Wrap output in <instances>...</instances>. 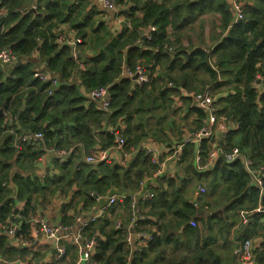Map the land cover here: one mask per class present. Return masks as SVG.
I'll list each match as a JSON object with an SVG mask.
<instances>
[{
	"label": "trees",
	"instance_id": "1",
	"mask_svg": "<svg viewBox=\"0 0 264 264\" xmlns=\"http://www.w3.org/2000/svg\"><path fill=\"white\" fill-rule=\"evenodd\" d=\"M26 1L0 0V6L8 9L7 15L2 18L6 27L0 32V49L10 47L17 55H23L39 47L48 62V68L60 72L62 77L59 86L49 94L46 91L47 84L34 77L32 62L20 63L12 71H6L0 64V108L6 111V115H0V218L4 221L10 218L18 219L14 216L9 195L12 189L4 186L3 180L9 176L15 165L26 172L25 167L29 168L43 151L38 145L40 143L27 141L17 154L14 146L17 134L42 131L48 144L62 146L68 141L66 136L63 137V133L70 120L74 122L69 128L70 134L75 135L76 131L87 133L90 132L89 123L92 121L90 115L99 117L103 114L101 111L98 113V110L89 112L92 109L85 108V98L80 95L77 86L70 83L77 60L68 45L59 46L55 42L53 27L57 22L64 20L63 11L70 5L69 0H57L58 5L48 4L46 16H38L35 19L32 14L20 11ZM133 2L134 5L127 11L131 27L125 23L116 35L109 31L104 23L98 24L96 29L92 28L96 24L92 20L96 13L95 8L85 16L83 27L91 28L98 34L89 36L84 33L81 36L83 43L90 48L96 47L99 42L102 45L100 51L85 60L86 65L88 63L82 72L85 85L90 89L99 86L110 87L113 118L125 112L132 114L138 111L139 105L142 106L140 110L146 111V107L152 104L147 101H153L154 96V100L159 97L162 99L157 105L167 119L173 111L171 94L177 92L179 86L196 90L209 87L214 92L226 91V94L217 97L216 103L218 107L219 104L221 106L218 112L224 114L228 121L236 123L237 127L229 130L224 138L223 148L230 151L238 146L254 165L264 163V91L259 92L254 84L258 74L264 77V0H255L253 4L247 5L242 20L227 24L228 34L217 43L212 53L203 47H184L177 31L180 32L186 24L209 11L221 13L223 23L228 22L230 8L226 0H171L169 4L158 0ZM70 11L72 15L81 13L78 7L72 5ZM138 11H141V14ZM150 25H155L156 30L150 38L142 40L141 45L138 44L142 37L141 31ZM170 26L174 34L176 33L173 39L169 33ZM41 38L42 44L39 45ZM167 44H173L175 49L173 47L174 50L169 52L166 49ZM139 62L152 72L161 65L162 72L156 77H151L149 83L133 88L130 78L122 77V72L125 67L134 69ZM212 64L224 78V81L216 85L214 82L218 78L217 70ZM167 80L173 82L176 87H163ZM25 87H31L27 97L24 94ZM148 95L152 97L149 98ZM188 106L189 113H194L197 117L196 126L203 125L205 112L192 104ZM207 146L208 143L203 141L204 151ZM194 149L192 143L186 144L183 149L181 164L186 165V177H181L180 182L175 176L161 177L159 185L154 188L155 196L146 204L159 211L161 219L169 212L179 225L186 223L196 213L197 206L188 200L184 191L192 181V176L196 175L204 181L210 179L213 193L220 192V205H227L224 214L206 218L205 225L210 230L219 224L228 225L229 221L237 219L241 210H247L251 211L250 222L244 226L247 233L245 230L239 232L235 238L236 242L257 234L264 237V227L259 229L264 210L256 212L259 202L264 205V190L252 181V176L241 159L227 163L220 158L213 169L197 173L193 164ZM70 162L63 164L65 171ZM121 165L102 162L97 167L89 164L82 166V174L77 176L82 178L75 197L83 199L85 205L93 204L96 196L91 195V192H101L103 184H112L107 177L109 174L99 178L97 169H100L101 173L109 170L113 178H118L124 169V179L134 176L137 182L135 185L138 186L145 173L151 172L155 167L150 153L143 148L137 151L136 158L127 168ZM72 167L75 168L73 164ZM67 175L69 176L70 172H67ZM11 179L18 184L19 199L26 197L28 204L33 201L34 193H45V187L41 186L40 180H33L21 171L15 173ZM70 180L72 184L73 178ZM165 181L168 182L167 186L163 185ZM177 184H180L179 188ZM47 187L53 193L60 187L63 188V177L55 182L47 179ZM129 202L130 199H127L126 203ZM141 215L137 220L138 226L144 224L143 212ZM22 219L17 236L20 239L30 238L32 225L28 223L27 218ZM214 220H217V223H214ZM109 222L108 219L91 222L86 226L84 233L88 236H94L99 231L101 233ZM169 224H172V219H169ZM128 228L130 227L125 224L118 228L110 225L109 231L105 232L106 239L100 240L96 246L93 264H241L232 253L236 243L234 240L229 242L226 238L222 248L228 251L222 255L213 249L217 235L203 236L198 227L185 228L187 239L191 241L187 244L192 247L183 246L186 247L187 254H178L174 250L169 255L164 250H159L155 256L150 254L151 251H156L153 247L161 241L178 243L180 237L167 234L165 231L168 229L165 227L164 237L156 240L153 233V241L149 245L132 253L126 240ZM159 228L161 229V226ZM137 229L136 227L135 230ZM220 232L222 230H219ZM28 250L30 249L26 246L18 247L8 235L0 232V259L6 263L15 261L19 256H25ZM256 253V264H264V241L256 249ZM38 255L33 254V257L37 259ZM38 264L43 263L39 261Z\"/></svg>",
	"mask_w": 264,
	"mask_h": 264
},
{
	"label": "crops",
	"instance_id": "2",
	"mask_svg": "<svg viewBox=\"0 0 264 264\" xmlns=\"http://www.w3.org/2000/svg\"><path fill=\"white\" fill-rule=\"evenodd\" d=\"M69 0L70 5L65 8L63 11L64 20H61L55 24L53 27V32L55 34V42L62 46L63 44L59 42L60 36L73 37L74 41L68 44L71 48L73 57L77 60L76 68L74 69V73L70 78V83L75 84L79 89L80 95H82L85 100L83 102L85 108L92 109L89 112H95V110L103 112L102 116H95L91 114L92 121L89 123L90 132H75V135L69 133V128L74 123L72 120L66 124V128L64 129L63 137L66 136L68 141L66 145L57 146L55 143L48 144L45 135L44 141H40V147L43 150L42 153L37 157V159L32 163L29 168L25 167V171L20 170V168L15 165L11 170L9 176L5 179L12 178V176L21 171L28 175L33 180H40L41 186L45 187V193H34L33 201L28 204L27 198L22 197L19 199V188L16 182L9 183L12 186H16L15 190H12L10 197L12 200V207L15 218L22 221V218H27L26 220L30 223L31 226V237L21 239L16 235L15 237L12 235H8L11 238L12 243L16 244L18 247L26 246L30 250H28L25 256H19L13 262H7L0 259L1 264H38V262H42L43 264H93L94 254L96 252V246L100 240L106 239V231H109L110 225H113L115 228L127 225L130 227L133 224L131 220V205L130 202L126 203V196L129 193L139 192L140 195H145L151 186L156 185L160 182H155V180H161L163 176H175L180 182V178L186 177V165L181 164L180 160L171 159V154L175 148L183 141H185L189 134L199 130L200 127L196 126V115L194 113H189V104H192V100L190 97L186 96L183 90L188 91L185 87H178V91L171 94L173 100V111L169 114L168 118L165 119V115L161 109L158 108L157 103L161 102L162 99L159 97L156 100L152 95H148L149 98L152 97L153 101H147L148 103L152 102L151 106L146 107V111L140 110L142 107H138V111L129 114L127 112L121 113L117 117H112L114 113V109L112 108V100H111V108L109 110H105L101 107L98 100L90 98V89L88 85L84 83V76L82 72L87 68L88 63L86 65L85 60L89 59L88 57L94 56L98 51L102 48L100 42L96 44V47H88L85 43H83L82 35L84 33H88L89 36H96L98 33H94L93 29L97 28V25L100 23H104L109 31H111L114 35L120 32L125 23H128L129 27H131V22L128 17V12L130 6L134 5L133 0H119L121 9L118 11H107L106 9L99 6L95 0ZM159 2L170 3L171 0H158ZM229 4L230 8V16L228 17V22L223 23V16L221 13L217 11H209L193 22L186 24V27L183 29H190L194 31L195 39L185 34V30L177 31L179 34L182 45L186 48L192 49L193 47H203L207 52L212 53L217 43L222 40V38L228 34V25L231 22H234L236 11L233 9L231 4L226 0ZM255 0H241L240 3L243 6V10L247 5L253 4ZM168 3V4H169ZM50 5H58L57 0H27L26 3L20 8L21 12H25L26 14H32V18L35 19L38 16H46V6ZM78 7V10L81 11L79 15L71 14L70 7ZM96 10V13L93 15L92 20L96 22L94 26L91 28H84L83 22L85 21V16H87L92 9ZM8 13V9L5 6H0V19L5 17ZM141 14V11H138ZM121 17L122 21L118 23V18ZM228 24V25H227ZM6 25L4 24V28L0 29V32L5 30ZM190 27V28H189ZM156 30L155 25H150L146 29L141 31V41L138 43L141 45L142 40L148 39L151 37L152 32ZM169 33L172 35V39L175 38L176 33L174 34L173 28L169 27ZM42 44V38L39 40V45ZM67 45V44H66ZM170 45H166V49L169 52H172L168 49ZM189 49V50H190ZM26 61L32 62L33 69H40L44 71H49L55 73V75L60 76V80L62 74L58 71H54L48 68V62L46 58L42 55L39 47L30 51L28 54H19L17 60L10 63H3L0 61V64L6 71H12L15 67H17L20 63H26ZM140 63V62H139ZM213 65V64H212ZM214 69L217 70L216 74L218 76L217 81L214 84H218L221 81H224V78L220 75L219 70L213 65ZM129 68H124L122 72V77H128L131 80L132 87L136 88L139 86L136 75H127L126 70ZM162 72L161 65H158L154 72L149 70L150 78L156 77L160 75ZM121 78V77H120ZM119 80V79H118ZM170 81H166L165 88L174 89L169 86ZM255 86L259 92L264 91V77L260 74L257 75V79L255 80ZM213 85V84H212ZM96 88V87H95ZM31 90V87L24 88L25 97L28 95V91ZM212 90V89H211ZM191 92V91H188ZM109 93L110 87H109ZM216 96H220L221 94H226V91H218L215 92ZM112 99V96H111ZM139 97L137 98L138 102ZM145 102H143L144 104ZM194 106V105H193ZM219 104V109H220ZM162 108V107H161ZM94 109V110H93ZM163 109V108H162ZM164 110V109H163ZM223 114H220V117ZM229 130L235 129L237 127L236 123L228 121ZM189 129V130H188ZM195 130V131H194ZM228 130V132H229ZM26 132V131H25ZM227 132V133H228ZM22 132L21 134H23ZM226 134H223L222 131H216V137L219 140L220 144H224V138ZM21 134H17L21 135ZM121 134L126 139V146L124 148V152L115 148L116 145V136ZM107 137V138H106ZM154 146L157 150L156 153H152L151 159L153 164V169L151 172H146L143 178L139 181V185H135L137 182L134 179V176L129 179H124V169L120 172V176L118 178H113L110 175L109 170H105L101 173L100 169L98 170V177L102 178L103 175L106 174L107 177L110 178V182L112 184L105 183L102 185L103 190L101 192L92 191L91 195L96 196L95 202L93 204H86L82 199H78L75 197V193L78 190V185L81 182L82 177H77L82 174L81 167L82 166H94L97 167L100 163L106 162L110 165L122 164L121 166L127 168L128 165L136 158L137 151L142 149L145 146ZM23 146V145H22ZM22 149V147L20 148ZM18 149L17 154L20 152ZM145 150V149H144ZM61 152H66L60 154ZM103 151L106 152V156L108 158L106 161H89L87 159L90 155L101 154ZM1 156V153H0ZM157 157L155 159L153 157ZM71 161V162H70ZM73 161V163H72ZM67 164L66 171L63 169V166ZM194 162V155H193ZM64 164V165H63ZM75 166V168L72 167ZM62 167V168H61ZM164 168L165 171L160 177H156V174L160 168ZM63 171V173H62ZM195 171L199 173L196 169ZM67 172H70V175H67ZM63 177V185L64 187H60L54 193L46 188L47 179L52 182ZM193 179L190 181L189 185L186 187L184 194L188 198V200L197 206L196 213L184 224L179 225L175 220L173 214L167 212L166 217L161 219L159 211H155L150 208L146 203L151 199L140 200L138 202V206L141 212H143V221L144 224L138 226H132L128 228V235L126 240L132 249V253L136 251L142 250V248L146 247L153 241V233L155 234V239L164 237V227L168 230L165 231L167 234H173V236H179L180 239L177 244L175 242H167L161 241L158 244H155V250L151 251V255H156L159 250H164L167 255L171 254L173 250L178 253H186L185 248L183 246H188L187 243L191 242L187 239V235L185 234V228L189 227L192 229L200 228L202 230L203 236H211L217 235V242L213 245V249L215 251L221 252L222 255H225L228 251L227 249L222 248L224 242L227 240L230 242L234 240L236 242L237 236L239 232H243L246 229V226L251 219V211L241 210L238 214V219L234 218L229 221L228 225H216L215 228L210 230L207 225H205V220L209 216H218L224 214L225 205H220L219 201L220 192L213 193L211 190L210 179L204 181V179H200L196 177V175L192 176ZM73 178V183L71 184V180ZM164 178V177H163ZM162 178V179H163ZM4 179V180H5ZM176 179V180H177ZM3 180V181H4ZM12 180V179H11ZM177 180V181H178ZM144 182V184L142 183ZM206 184L209 192L205 195V193H200L199 186L202 184ZM254 184V183H253ZM164 186L168 185V182H163ZM137 186V187H136ZM180 184H177V188H179ZM12 189V188H11ZM115 195L117 200L110 205V196ZM30 208V209H29ZM142 208V209H141ZM223 208V212H219L216 214H205V212H216L219 209ZM203 211L204 213L200 214L199 211ZM264 210V206L259 202L256 212H260ZM27 212V213H25ZM98 216L97 220H106L108 219L109 225L104 228L105 231L97 232L94 236H85L94 240V245L91 247H86L84 242L77 239L75 233L79 228V225L76 221L77 217L80 216L83 222H89L93 216ZM42 219L45 222L55 224L61 223L65 226H68L72 230V234L66 236L64 239L59 240H47L42 233H37L36 225L34 223L35 220ZM169 219H172V224H169ZM96 220V221H97ZM131 222V224H130ZM195 223V224H193ZM214 223H217V220H214ZM161 226V229L159 228ZM138 228L135 230V228ZM264 227V216L261 218V225L259 229ZM165 230V229H164ZM219 230L222 232L219 233ZM141 233H150L152 238L150 239L149 235H140ZM247 233V232H246ZM7 235V234H6ZM226 235V236H225ZM132 237L131 243L128 238ZM254 249L260 247L261 243L264 241V237L261 234L253 235L251 237ZM242 242V240H238L232 248V253L236 260L244 264L242 260L235 254V248ZM141 248L138 249V247ZM192 246V245H191ZM190 247V246H188ZM192 248V247H190ZM33 254H39L36 259L33 257ZM187 254V253H186ZM154 255V256H155ZM257 255V253H256ZM130 259V258H129Z\"/></svg>",
	"mask_w": 264,
	"mask_h": 264
},
{
	"label": "built area",
	"instance_id": "3",
	"mask_svg": "<svg viewBox=\"0 0 264 264\" xmlns=\"http://www.w3.org/2000/svg\"><path fill=\"white\" fill-rule=\"evenodd\" d=\"M233 9L236 11V16L234 21L238 22L239 20H242L244 18V10L243 6L240 3L241 0H227ZM95 2L101 6L102 8L106 9L107 11H118L120 2L119 0H95ZM122 21V18H118V23ZM4 28L3 20L0 19V29ZM74 41L73 37H66V36H60L59 42L63 45H68ZM168 49L170 51H173V47L169 46ZM18 55L10 48V47H4L0 49V61L3 63H10L17 60ZM126 74L136 75L138 84L143 83H149L150 82V73L149 70L141 63L137 64L134 69H128L126 70ZM34 77L38 78L40 81L47 84L46 91L49 94H52L57 86L60 84V76L55 75V73L44 71L40 69H36L34 72ZM169 84H172L171 82ZM186 96L190 97L192 100L193 105H195L198 108H201L206 113V117L204 119L203 125L199 128V130L192 132L189 134L188 138L183 141L181 144L177 146V148L174 149V151L171 154V159L175 160H181L184 146L188 143H192L195 147L194 149V166L195 169L198 172H207L211 169H213L220 160V158H223L224 161L227 163L234 162L235 160H238L239 158L244 163V165L247 168V171L252 176V181L256 182V184L261 188V190H264V163L254 165L252 160L248 158L246 155L242 153L240 148L238 146L232 148L230 151L223 148V145L219 143L218 138L216 137V131H222L223 134H226L228 132V120L226 116L223 114V116L220 117L219 107L216 103L218 95H214L212 90L210 88H206L205 90L199 91V92H188L183 90ZM90 98L98 100L101 107L105 110H109L111 108V95L109 93V86H99L97 88H94L90 92ZM30 143H40V141H44V133L42 131H26L21 135L16 136L14 146L18 150L22 147V145L25 142ZM206 141L208 143L207 148H202V142ZM126 146V139L123 135L118 134L116 136V145L115 148L120 150L121 152H124V148ZM148 153H156L157 150L154 146H145L143 147ZM60 154L66 153L59 151ZM108 156H106V152L103 151L100 155H90L87 157L89 161H106ZM155 159V162L157 160V157H153ZM165 169L162 167L158 170L156 177H160L161 174H163ZM10 178L5 179L2 184L4 186H8L12 188V190L16 189V186H12L9 181ZM144 184V182H142ZM200 193H206L207 188L204 184L199 186ZM154 197L153 192L148 190L145 195H140L139 192L135 193H129L126 196V200L130 199V205L132 208L131 211V220L133 224L130 222V227L137 225V220L142 216L139 215V212L141 213L138 202L140 200H146L151 199ZM117 200L115 195L110 196V202L108 204L115 202ZM264 206V205H263ZM140 216V217H139ZM98 216H93L89 222H83L82 218L80 216L77 217L76 221L79 225V228L77 229L75 236L77 239L84 242V245L86 247H91L94 245V240L88 239L85 235V228L88 224L91 222L96 221ZM36 232L42 233L47 240H59L64 239L66 236H69L72 234L71 228L68 226H65L61 223H55L51 224L48 222H45L42 219L35 220ZM195 224V223H193ZM20 229V220H14V219H7L2 220L0 218V232L16 236L18 230ZM140 235H149L148 237L151 239L152 236L150 233H141L138 232ZM129 242L131 243L132 237L128 238ZM141 248V246L138 247V249ZM132 250V249H131ZM131 254V253H130ZM235 254L242 260L244 264H256L257 262V255L254 249V244L251 238H247L243 240L236 248H235Z\"/></svg>",
	"mask_w": 264,
	"mask_h": 264
},
{
	"label": "rangeland",
	"instance_id": "4",
	"mask_svg": "<svg viewBox=\"0 0 264 264\" xmlns=\"http://www.w3.org/2000/svg\"><path fill=\"white\" fill-rule=\"evenodd\" d=\"M121 9V6H119V10ZM190 28V27H189ZM183 30H185V34H187V37L189 38V36L190 37H192V39H195V34H194V31L192 30H190V29H188V30H186V29H183ZM189 39H191V38H189ZM172 47H174V49H175V46L172 44ZM166 86V84L165 85H163V87H165ZM169 86H171V87H176V85L173 83L172 85H169ZM206 89V88H205ZM204 89V90H205ZM188 91H191V92H199V91H202V90H196V89H187ZM212 92H213V94L214 95H216V93L212 90ZM199 129V128H198ZM189 130V129H188ZM195 131V130H194ZM155 182L157 183V182H160V180H155ZM204 184V183H203ZM159 185V183H157L156 185H154V186H151L150 188H149V186H148V190H150L151 192H153V194H154V196H155V189L154 188H156L157 186ZM205 186H206V188H207V192H209V190H208V186L206 185V184H204ZM207 192L205 193V195L207 194ZM224 212H225V209H224ZM223 212V213H224ZM139 215H141V213L139 212ZM140 217V216H139ZM238 219V218H237Z\"/></svg>",
	"mask_w": 264,
	"mask_h": 264
},
{
	"label": "water",
	"instance_id": "5",
	"mask_svg": "<svg viewBox=\"0 0 264 264\" xmlns=\"http://www.w3.org/2000/svg\"><path fill=\"white\" fill-rule=\"evenodd\" d=\"M4 114V111H3V108H0V115H3ZM219 212H223V208L219 209L218 211L216 212H205V214H216V213H219ZM200 214L204 213L203 211H199Z\"/></svg>",
	"mask_w": 264,
	"mask_h": 264
},
{
	"label": "clouds",
	"instance_id": "6",
	"mask_svg": "<svg viewBox=\"0 0 264 264\" xmlns=\"http://www.w3.org/2000/svg\"><path fill=\"white\" fill-rule=\"evenodd\" d=\"M207 88H209V87H207ZM195 106V105H194ZM3 111H4V114L3 115H6V111L3 109ZM205 112V111H204ZM206 114V113H205ZM206 117V116H205ZM205 119V118H204ZM204 119H203V122H204ZM224 145V144H223ZM183 155V154H182ZM182 160V159H181ZM180 160V161H181Z\"/></svg>",
	"mask_w": 264,
	"mask_h": 264
}]
</instances>
